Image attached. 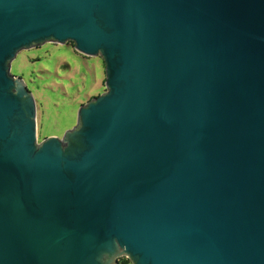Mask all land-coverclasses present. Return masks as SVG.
Here are the masks:
<instances>
[{
	"label": "water",
	"instance_id": "water-1",
	"mask_svg": "<svg viewBox=\"0 0 264 264\" xmlns=\"http://www.w3.org/2000/svg\"><path fill=\"white\" fill-rule=\"evenodd\" d=\"M105 91L39 140L19 51ZM264 264V0H0V264Z\"/></svg>",
	"mask_w": 264,
	"mask_h": 264
},
{
	"label": "rangeland",
	"instance_id": "rangeland-1",
	"mask_svg": "<svg viewBox=\"0 0 264 264\" xmlns=\"http://www.w3.org/2000/svg\"><path fill=\"white\" fill-rule=\"evenodd\" d=\"M11 71L25 79L35 96L39 140L62 136L76 124L80 105L105 91L102 58L81 54L73 42H46L23 49Z\"/></svg>",
	"mask_w": 264,
	"mask_h": 264
},
{
	"label": "trees",
	"instance_id": "trees-1",
	"mask_svg": "<svg viewBox=\"0 0 264 264\" xmlns=\"http://www.w3.org/2000/svg\"><path fill=\"white\" fill-rule=\"evenodd\" d=\"M40 58V57H39ZM47 136V135H46ZM45 136V137H46ZM120 263L121 264H124V263H126V264H131V261L127 258V257H122L121 258V260H120Z\"/></svg>",
	"mask_w": 264,
	"mask_h": 264
},
{
	"label": "flooded vegetation",
	"instance_id": "flooded-vegetation-1",
	"mask_svg": "<svg viewBox=\"0 0 264 264\" xmlns=\"http://www.w3.org/2000/svg\"><path fill=\"white\" fill-rule=\"evenodd\" d=\"M121 258L119 259V262H120ZM121 264V263H120Z\"/></svg>",
	"mask_w": 264,
	"mask_h": 264
},
{
	"label": "built area",
	"instance_id": "built-area-1",
	"mask_svg": "<svg viewBox=\"0 0 264 264\" xmlns=\"http://www.w3.org/2000/svg\"><path fill=\"white\" fill-rule=\"evenodd\" d=\"M124 264H126V263H124Z\"/></svg>",
	"mask_w": 264,
	"mask_h": 264
}]
</instances>
